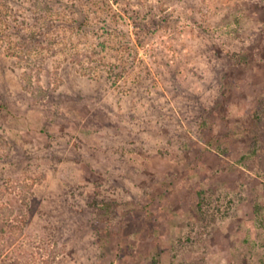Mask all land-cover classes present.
Segmentation results:
<instances>
[{
  "label": "rangeland",
  "instance_id": "1",
  "mask_svg": "<svg viewBox=\"0 0 264 264\" xmlns=\"http://www.w3.org/2000/svg\"><path fill=\"white\" fill-rule=\"evenodd\" d=\"M108 1L0 9V264H102L104 202L114 264H264V0Z\"/></svg>",
  "mask_w": 264,
  "mask_h": 264
},
{
  "label": "trees",
  "instance_id": "2",
  "mask_svg": "<svg viewBox=\"0 0 264 264\" xmlns=\"http://www.w3.org/2000/svg\"><path fill=\"white\" fill-rule=\"evenodd\" d=\"M3 1L4 0H0V9L2 10L5 7L6 10L4 9V15H2L3 17L1 18V23H5V26H7L6 29L8 33L14 35L16 39L21 42L22 40H24L25 36H27V38H25L26 40L29 39L28 37H30V39L33 38L34 40L43 42L47 40V37L50 35V33H52L50 32L52 29V25H47V27H49L47 30H45V23L41 22V18L39 17L38 11L39 4H43L47 9H57L58 7H60L59 5H63L60 0H11L12 2L10 0L9 2L6 0V2L4 3H13V5L17 7L18 11H20L22 14L26 13L27 17L29 18L31 17L33 23L28 24V22H26V19H28L26 18V16L20 17L19 15H16L13 20H8L6 16L8 13V6L3 4ZM76 2L77 1L72 2L73 6H75ZM92 2L93 0H86V3L88 4H91ZM104 3L105 7L102 9V11L96 10L95 8L93 10L95 13H99L100 15L101 13H103V15H101V20L97 24H102V19L104 20L105 24H103L104 27H102V30H104V32L102 33V35L106 36L113 33V31L108 19L110 9L107 7L110 3L108 0H104ZM77 12L78 17H74L73 19H71L70 27L76 29L79 33V36L81 37H88L91 36V34L93 33H98L96 31H98L99 29H96L95 24H91V22L89 21V15L86 12V8H81L80 11L77 10ZM36 26L39 27L38 30L37 28H35ZM30 27L31 31L29 33H26L27 29L29 30ZM102 46L105 47L104 44ZM230 138H232L230 132L226 136L216 135L212 132L207 139V143L210 147L209 149H223L222 146H224L226 140ZM257 152L258 150L255 149L253 150L251 155L254 156L257 154ZM128 205L130 204L126 202H104L102 204L95 203V207H97V209H99L101 212L108 215L109 217L105 231L102 232L99 238L101 247L105 253L104 257L101 260L102 264H114L116 258L118 256L120 257L123 253V247L120 243V240L122 238V229L124 228L123 220L125 218V212L124 209L122 210V208ZM118 225L120 227H118ZM156 257L155 262L156 264H159V254L158 257Z\"/></svg>",
  "mask_w": 264,
  "mask_h": 264
}]
</instances>
